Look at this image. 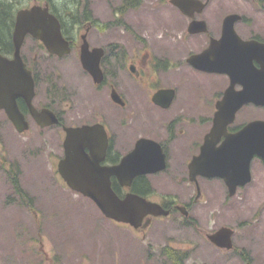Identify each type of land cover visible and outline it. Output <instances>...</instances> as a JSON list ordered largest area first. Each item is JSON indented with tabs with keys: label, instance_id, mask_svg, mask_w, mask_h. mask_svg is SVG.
Here are the masks:
<instances>
[{
	"label": "flooded vegetation",
	"instance_id": "obj_1",
	"mask_svg": "<svg viewBox=\"0 0 264 264\" xmlns=\"http://www.w3.org/2000/svg\"><path fill=\"white\" fill-rule=\"evenodd\" d=\"M120 1L119 5L111 7V0H4L6 7L0 9L3 11L0 19V54L3 57L8 60L14 58V32L18 12L32 6H47L41 8H47L48 12L58 21L60 32L68 42L69 51L63 55L51 52L41 39L30 32L25 33L19 53L25 67L30 71L33 94L28 102L27 94L23 92L14 96H2L3 93L0 92V137L5 135L4 126H9L13 134L16 135L34 129L39 141L46 138L51 139L54 134L53 136L60 142L61 155L58 160L56 159L58 163L64 157V126L80 127L82 125L102 124L108 139L104 157L100 160L102 166L118 164L122 156L135 147L138 139L154 140L160 145L161 152L164 154L165 167L154 173L136 175L129 188L121 186L114 176L111 177L112 183L117 184L122 192L132 190L146 198L156 194V189L153 187L149 176L163 175L161 180L164 179L170 183L172 181L177 184L182 183L179 186H193L195 193H191L185 201L178 202L173 194L158 196L160 201L156 202L168 209V214L147 215L143 219V222L146 220L147 225L134 229L143 231L154 218L172 216L174 213H180L183 222L194 227L196 226V218L193 211L195 210V202L200 196V182L206 179H217L224 186L225 183L220 177L208 178L202 175H197L195 180H191L189 162L195 155L199 154L205 136L213 125L217 103L222 99L224 92L230 85L235 90L241 89L243 85L237 82V79H243V77L231 76L228 70L233 75L236 71L231 69L229 64L225 65L228 67L227 71L204 70L194 66L190 61L192 55L201 53L209 46L212 38H220L222 19L216 22L212 21L213 23L204 20L205 30L190 32L191 18L198 19L196 15L199 13L195 12L190 17L182 12L179 7H172L176 9V12L178 11V15L175 17L179 18L178 25H176L177 30L174 26V33L170 34L168 38L167 52L158 55L143 47L138 32L135 30L134 33L131 30L134 29L133 25H135L133 11L136 7L133 6L136 4L132 3L134 0ZM209 1L207 0L206 5ZM108 11L111 16L110 19H106ZM180 19L181 21H179ZM237 22L243 23L242 29L236 27ZM3 28L4 32L2 31ZM115 30H118L115 41H105V32L111 33ZM234 30L243 40L264 42V24L261 25L251 20L247 21L243 15L242 19L234 23ZM127 38L136 41L137 44L140 43V45L130 50L129 48L133 46L127 43ZM84 44L90 51L88 57L91 58V62L95 58L97 59L101 71V78L98 81L82 65L81 48ZM69 56L72 58L73 66L66 61ZM62 61L70 64L71 68L62 66ZM212 62L211 58L208 61L201 59L199 62L196 61V63L205 66H212ZM252 62L255 66L260 67L256 60H252ZM164 74L169 76L172 84L161 83ZM65 82H69L71 87ZM162 88L173 90L169 104L165 107L152 99L153 94ZM142 92L145 94V102L143 99L138 100L139 94ZM112 93H116L117 100L112 98ZM249 103L252 102L243 104L240 109ZM146 104L149 105V108L145 106ZM6 105L17 108V110L11 109L28 124L27 129L23 131L16 129ZM256 106L264 107L263 105ZM189 108L193 110L192 113L188 111ZM43 110H50L55 115L57 122L41 126L38 118L47 121L42 115L45 113H40ZM168 110L173 113L166 123V132L159 135L143 133L132 139L124 133L127 142L130 140L132 142L130 141V146L123 154L120 153L122 151L116 149L115 136H113L112 128L106 119L109 114L117 113L119 115L116 114L119 117L118 126L122 127L123 125L125 127L127 122L131 121L141 125L144 114L152 115ZM254 119L236 122L235 114L233 121L226 126L227 132H235ZM165 122L166 119L161 124L164 123L165 125ZM151 123L153 121H150L149 117H145L146 129L151 130L153 128ZM176 124H178V129H175ZM191 126H197L201 130L191 132L189 130ZM223 138L224 136H221L216 145ZM181 140L183 141L181 142ZM84 150L90 154V149L87 146L84 147ZM184 155L187 157L181 160L180 158H183ZM262 162L264 163V161ZM250 171L252 176L251 166ZM7 172V177L14 183L16 171L9 168ZM20 193L22 194V191ZM165 197L168 200H165ZM182 206L186 208L187 215L182 213ZM185 260L186 258L182 259V264Z\"/></svg>",
	"mask_w": 264,
	"mask_h": 264
},
{
	"label": "rangeland",
	"instance_id": "obj_2",
	"mask_svg": "<svg viewBox=\"0 0 264 264\" xmlns=\"http://www.w3.org/2000/svg\"><path fill=\"white\" fill-rule=\"evenodd\" d=\"M120 2L111 0V7ZM133 7L135 25L131 30L138 32L143 47L158 55L167 52L168 38L178 25V11L168 0H139ZM230 12L264 24V0H210L196 16L213 23ZM110 18L108 11L106 19ZM242 26V22L236 23L239 29ZM117 34L118 30L105 32L104 39L114 42ZM127 39L133 46L130 50L140 45ZM66 61L73 66L71 56ZM70 64L62 61V66L71 68ZM161 83L172 84L166 74ZM140 99L145 102L143 92ZM172 113L144 114L141 125L131 121L125 127L118 126L117 113L109 114L106 119L116 149L123 154L130 146L132 141L127 145L124 133L130 139L143 133L163 134ZM145 117L153 121L151 130L145 128ZM254 118L264 119V107L249 103L236 112V122ZM164 119L165 125L161 124ZM189 130L199 132L201 128L191 126ZM4 132L0 137V264H171L162 251L164 246L187 250L183 264H246L237 253L240 249L249 255L250 264H264V163L257 158L251 162V181L232 196L217 179L200 182V196L193 211L197 227L184 223L182 215L174 213L156 217L145 230L137 231L104 216L90 198L65 184L56 168L61 150L54 134L51 139L39 141L34 129L16 135L4 126ZM9 168L16 171L22 194L7 177ZM153 176L149 179L156 194L148 196L151 200L160 201L158 196L173 194L181 202L195 193L191 185L179 186L182 183L161 180L163 175ZM221 226L234 229L232 240L237 250L221 249L207 240L205 234Z\"/></svg>",
	"mask_w": 264,
	"mask_h": 264
},
{
	"label": "water",
	"instance_id": "obj_3",
	"mask_svg": "<svg viewBox=\"0 0 264 264\" xmlns=\"http://www.w3.org/2000/svg\"><path fill=\"white\" fill-rule=\"evenodd\" d=\"M169 1L190 17L194 12H201L205 5L202 0ZM41 7L47 6H32L18 12L14 32L15 56L12 60H8L0 54L2 96H14L23 92L27 94L28 102L32 97L33 83L30 71L25 67L19 53L26 32L41 39L51 52L63 55L69 51L68 42L60 32L58 21L47 8ZM240 19L239 13H227L223 17L220 38H212L205 50L190 57L191 63L198 68L227 71L228 67L225 65L229 64V67L236 71L233 75L228 70L231 76L243 77V79L237 77V82L243 85L242 88L235 90L230 85L217 103L213 125L205 136L199 154L189 162L191 180H195L197 175L220 177L230 196L236 192L238 186H243L251 180V159L258 156L264 160V119L251 120L232 133L227 132L226 129L227 124L233 121L236 111L243 104L252 102L255 105L264 106V42L240 38L234 30V23ZM205 28L204 20L192 18L189 25L190 32L202 31ZM88 55L90 51L84 44L81 48L82 65L98 81L101 78V71L97 59L91 62ZM210 58L213 60L212 66L196 63L199 59L208 61ZM252 60H256L260 67L255 66ZM13 91L16 92L12 93ZM172 95V89L162 88L153 94L152 99L165 107L169 104ZM111 96L117 100L116 93H112ZM11 108L14 107L6 105L16 129L18 131L27 129L28 124ZM14 110L17 108L15 107ZM40 113H45L42 115L47 120L38 118L41 126L57 122L50 110H43ZM41 114L38 115L41 116ZM64 130V157L58 161V172L71 189L90 198L103 215L137 228L147 225L146 220L143 222L147 215L168 214L169 210L160 203L151 201L136 192L127 191L123 196H119L111 184V177L114 176L121 186L129 187L136 175L163 169L164 154L157 142L140 138L136 141L135 147L122 156L118 164L102 166L100 160L104 157L108 144L107 133L102 124L64 126ZM221 136L224 138L216 145ZM85 146L90 149V154L85 152ZM181 211L187 215L184 206L181 207ZM232 235L233 229L230 226H221L207 233L206 237L218 247L231 249Z\"/></svg>",
	"mask_w": 264,
	"mask_h": 264
},
{
	"label": "trees",
	"instance_id": "obj_4",
	"mask_svg": "<svg viewBox=\"0 0 264 264\" xmlns=\"http://www.w3.org/2000/svg\"><path fill=\"white\" fill-rule=\"evenodd\" d=\"M138 2L139 0H134L132 3L137 4ZM1 7H6L4 0H0V9ZM2 12L3 11L0 10V19L2 17ZM2 31L4 32V28L2 29ZM14 185L16 186V190L20 192L16 179H15ZM112 187L119 195L123 194V192L119 189L117 184L112 183ZM162 251L165 252V256L168 258L171 264H182V259L188 257L187 251H180L179 249L169 247V246H164L162 248ZM237 253L242 256L241 258L243 259V261L250 262L251 259L249 255L245 252V250L240 249Z\"/></svg>",
	"mask_w": 264,
	"mask_h": 264
}]
</instances>
